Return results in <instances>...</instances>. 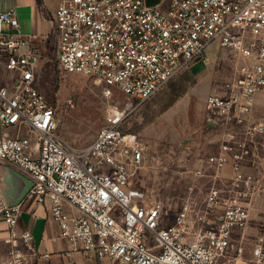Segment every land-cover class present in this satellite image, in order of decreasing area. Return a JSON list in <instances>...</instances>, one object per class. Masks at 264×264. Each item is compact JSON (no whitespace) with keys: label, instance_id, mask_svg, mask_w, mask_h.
<instances>
[{"label":"built area","instance_id":"2783aa9c","mask_svg":"<svg viewBox=\"0 0 264 264\" xmlns=\"http://www.w3.org/2000/svg\"><path fill=\"white\" fill-rule=\"evenodd\" d=\"M53 23L59 67L94 77L106 97L118 88L145 102L192 64L208 61L215 42L233 52L232 76L205 101L211 123L224 127L207 161L217 171L230 166L231 184L215 182L202 204L187 200L162 226L164 206L131 187L144 148L124 131L126 112L112 108L85 146L61 136L56 109L35 86L41 49L0 0V164L31 183L19 202L0 196L6 264L49 257L29 230H17L27 201L49 206L73 249L115 264H264L262 243L246 260L244 240L235 238L250 220L252 200L264 195V122L254 117L264 93V0H58Z\"/></svg>","mask_w":264,"mask_h":264},{"label":"rangeland","instance_id":"374dc122","mask_svg":"<svg viewBox=\"0 0 264 264\" xmlns=\"http://www.w3.org/2000/svg\"><path fill=\"white\" fill-rule=\"evenodd\" d=\"M48 36V42L39 47L42 58L35 86L56 109L57 131L70 143L85 146L107 124L112 108L126 112L123 129L136 136L144 148V158L133 170L131 187L144 192L148 203L164 206L162 226L173 221L187 200L202 204L215 182L230 188L231 168L217 171L207 161L219 147L224 127L211 123L205 101L232 76L236 66L233 52L215 42L206 50L208 61L192 64L152 98L141 102L118 88L106 97L104 85L94 77L62 70L56 62L54 29ZM261 96L254 117L264 122V93ZM250 210L247 226L235 233L237 240H244L246 260L252 257L257 243L264 246L263 194L252 200Z\"/></svg>","mask_w":264,"mask_h":264},{"label":"crops","instance_id":"0c3cea01","mask_svg":"<svg viewBox=\"0 0 264 264\" xmlns=\"http://www.w3.org/2000/svg\"><path fill=\"white\" fill-rule=\"evenodd\" d=\"M57 2L58 0H2V9L14 12L20 22L22 34L33 36L36 45L41 48L45 43V37L53 32V13ZM261 95L258 96L257 102H260ZM223 130L224 128H221V139L224 136ZM218 150L219 147L215 151ZM28 187L29 180L21 171L13 166L0 164V196L5 201L9 203L21 201ZM66 209L71 214H77L74 208ZM5 227L4 223H0V264H6L10 249L3 241L7 235ZM17 230L19 232L29 230L40 254H49V257H31L30 262L33 264H115L109 259L98 258L93 252L73 249L71 242L60 236L59 225L50 217L47 204L25 202Z\"/></svg>","mask_w":264,"mask_h":264},{"label":"water","instance_id":"95a60500","mask_svg":"<svg viewBox=\"0 0 264 264\" xmlns=\"http://www.w3.org/2000/svg\"><path fill=\"white\" fill-rule=\"evenodd\" d=\"M158 1H159V0H147V3L151 5V4H155V3H157ZM30 186H31V183H30V181H29V187H28V190H29ZM28 190L25 192L23 198H24L25 195L27 194Z\"/></svg>","mask_w":264,"mask_h":264}]
</instances>
